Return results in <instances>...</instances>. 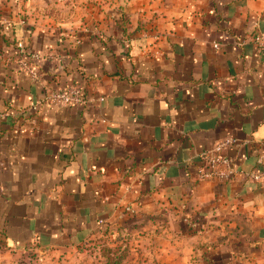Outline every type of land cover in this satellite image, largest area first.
I'll list each match as a JSON object with an SVG mask.
<instances>
[{
	"label": "crops",
	"instance_id": "crops-1",
	"mask_svg": "<svg viewBox=\"0 0 264 264\" xmlns=\"http://www.w3.org/2000/svg\"><path fill=\"white\" fill-rule=\"evenodd\" d=\"M144 1L140 31L55 37L0 15V238L67 249L117 223H164L171 237L201 225L208 251L234 231L235 261L264 264V187L196 177L225 137L246 171L264 151V54L251 42L264 0ZM15 42L42 55L38 81L9 57ZM74 84L88 104L32 109Z\"/></svg>",
	"mask_w": 264,
	"mask_h": 264
},
{
	"label": "rangeland",
	"instance_id": "rangeland-1",
	"mask_svg": "<svg viewBox=\"0 0 264 264\" xmlns=\"http://www.w3.org/2000/svg\"><path fill=\"white\" fill-rule=\"evenodd\" d=\"M144 6V0H0V15L7 21L8 16L19 17L28 27L65 37V31L86 32L97 23L117 26L125 32L130 27L140 31L145 24L138 14ZM0 43L4 42L0 39ZM1 52L4 53L0 48ZM171 230L174 229L164 223H117L67 249L38 244L19 248L4 244L0 238V264H240V260L235 261L238 249L234 231L225 234L223 245L227 249L219 252L218 242L224 234L216 236L215 247L208 251L209 236L202 234L201 225H180L172 237ZM172 238L175 241L170 242Z\"/></svg>",
	"mask_w": 264,
	"mask_h": 264
},
{
	"label": "built area",
	"instance_id": "built-area-1",
	"mask_svg": "<svg viewBox=\"0 0 264 264\" xmlns=\"http://www.w3.org/2000/svg\"><path fill=\"white\" fill-rule=\"evenodd\" d=\"M251 42L264 54V31H257L251 37ZM16 62L34 82L39 80L37 69L38 62L43 59L42 55L28 49L19 42L16 46ZM104 102V98L100 99ZM89 100L79 85H70L62 90H46L43 97L36 100L32 109L37 110L42 105L55 107H78L88 104ZM234 140L225 137L216 142L212 148L203 151L199 157V166L196 177L199 181H216L227 183L237 175L245 177L247 182L264 187V151L256 157L255 168L244 170L238 167L236 159L227 154V150L234 144ZM248 158H245L247 160Z\"/></svg>",
	"mask_w": 264,
	"mask_h": 264
},
{
	"label": "trees",
	"instance_id": "trees-1",
	"mask_svg": "<svg viewBox=\"0 0 264 264\" xmlns=\"http://www.w3.org/2000/svg\"><path fill=\"white\" fill-rule=\"evenodd\" d=\"M17 43H18V42H17ZM17 43L15 42L14 44L17 46ZM15 50H16V49H15ZM13 56H14V57H15V56L17 57V52L14 53Z\"/></svg>",
	"mask_w": 264,
	"mask_h": 264
}]
</instances>
